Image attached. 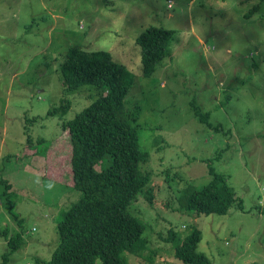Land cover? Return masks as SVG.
Segmentation results:
<instances>
[{
    "label": "rangeland",
    "instance_id": "rangeland-1",
    "mask_svg": "<svg viewBox=\"0 0 264 264\" xmlns=\"http://www.w3.org/2000/svg\"><path fill=\"white\" fill-rule=\"evenodd\" d=\"M149 27L175 38L145 77L136 41ZM75 47L109 52L133 79L125 104L150 155L142 170L154 199L142 193L129 208L148 244L141 256L126 253L128 263L184 264L166 238L196 226L197 250L211 264H264V0H0V264L18 235L24 244L8 264L50 260L57 224L80 199L63 124L105 89L64 91L59 67ZM64 99L65 114H48ZM206 113L208 122L199 116ZM209 160L243 210L235 204L227 215L199 216L182 207L184 189L211 180Z\"/></svg>",
    "mask_w": 264,
    "mask_h": 264
},
{
    "label": "trees",
    "instance_id": "trees-1",
    "mask_svg": "<svg viewBox=\"0 0 264 264\" xmlns=\"http://www.w3.org/2000/svg\"><path fill=\"white\" fill-rule=\"evenodd\" d=\"M175 31L149 27L137 38L141 49L143 72L151 77L158 65L169 55ZM65 92L96 85L105 93L76 118L63 124L69 135L71 183L81 195L70 204L57 224L59 243L50 260L43 264H129L125 254L141 256L147 248L145 224L133 216L129 208L144 193L150 202L154 195L147 190L151 174L143 172L142 165L150 155L140 145L139 128L127 111L125 99L133 86V79L125 66L116 63L109 52L89 55L75 47L70 48L60 64ZM67 100L49 110L48 114L66 113ZM209 121V114L199 115ZM37 143H44L38 138ZM28 144L33 139L28 136ZM211 180L198 188L189 185L183 191L181 202L188 212L210 216L227 215L231 206L243 210L235 197L228 177L220 174L207 161ZM10 214L20 221L15 212L12 185L3 180ZM7 232H4V234ZM201 231L194 226L185 237L170 231L166 241L171 242L175 258L184 264H211L208 257L198 252ZM24 244L22 235L8 241L10 252L3 256L8 264L12 253Z\"/></svg>",
    "mask_w": 264,
    "mask_h": 264
}]
</instances>
